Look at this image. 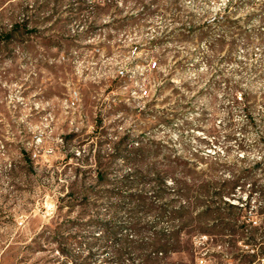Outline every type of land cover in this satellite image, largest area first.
Returning <instances> with one entry per match:
<instances>
[{
	"label": "rangeland",
	"instance_id": "1",
	"mask_svg": "<svg viewBox=\"0 0 264 264\" xmlns=\"http://www.w3.org/2000/svg\"><path fill=\"white\" fill-rule=\"evenodd\" d=\"M263 1L0 0V264H264Z\"/></svg>",
	"mask_w": 264,
	"mask_h": 264
},
{
	"label": "trees",
	"instance_id": "2",
	"mask_svg": "<svg viewBox=\"0 0 264 264\" xmlns=\"http://www.w3.org/2000/svg\"><path fill=\"white\" fill-rule=\"evenodd\" d=\"M262 6L264 7V1L262 3ZM7 36H10V34H8ZM173 247H169L168 244H162L160 246H158L157 248V254L158 253H161V254H164V252L167 250V249H172Z\"/></svg>",
	"mask_w": 264,
	"mask_h": 264
}]
</instances>
